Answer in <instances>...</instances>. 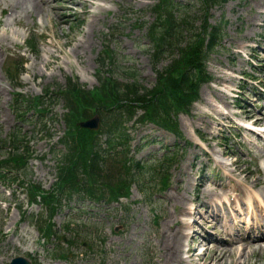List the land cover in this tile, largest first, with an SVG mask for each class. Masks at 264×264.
<instances>
[{"label": "rangeland", "instance_id": "rangeland-1", "mask_svg": "<svg viewBox=\"0 0 264 264\" xmlns=\"http://www.w3.org/2000/svg\"><path fill=\"white\" fill-rule=\"evenodd\" d=\"M49 1L46 15V10L36 8L15 11L16 0H0V138L13 130L25 137L24 144L32 152L27 176L43 188L51 187L57 178L56 156L66 128V108L64 98L55 92L65 87L68 77L92 88L109 71L121 84L135 76L138 84L150 88L156 71L177 55L176 50L157 59L152 55L147 28L155 18L153 5L158 0ZM174 1L177 13L186 11L194 18L197 31L202 21L199 0ZM14 12L19 22L12 20ZM208 16L209 23L222 24L223 35L206 59L211 80L201 83L190 112L176 116L183 137L177 141L152 123L126 122L136 158H158L165 150L162 144L177 141L179 159L171 168L170 187L156 195L159 198L152 204L139 201L143 194L133 183L130 197L120 203L92 207L86 200L80 206L64 207L52 217L57 236L47 239L40 236L34 221L47 217L46 205L41 201L28 205L25 189L14 184L7 207L0 206V264L17 254L30 255L22 248L26 246L34 249L36 264H179L169 260V251L182 254L194 227L201 231L191 224V237L185 234L184 223L190 220L185 213L192 201L194 209H206L207 197L229 191L228 177L235 187L258 190L264 186V125L252 126L253 130L240 125L248 114L264 116V99L253 94L254 89L261 91L259 82L264 87V0H227L212 6ZM105 49L112 58L102 66L99 59L107 58ZM21 61L24 65L18 74L14 62ZM47 88L54 92L48 94ZM229 88L239 91L229 92ZM14 92L28 100L42 95L44 109L27 108L20 100L15 103ZM254 180L259 184L253 185ZM77 199L73 195L72 204ZM193 214L191 219H199ZM55 247L64 256L56 255ZM257 247L245 248L249 264H264V250Z\"/></svg>", "mask_w": 264, "mask_h": 264}, {"label": "trees", "instance_id": "trees-1", "mask_svg": "<svg viewBox=\"0 0 264 264\" xmlns=\"http://www.w3.org/2000/svg\"><path fill=\"white\" fill-rule=\"evenodd\" d=\"M224 1L200 0L202 21L197 31L192 25L194 18L186 11L177 13L173 0H158L153 5L155 18L147 28L152 54L157 58L166 51L176 50L177 55L156 71L152 87L138 84L135 76L131 82L123 84L111 75L99 76V84L91 89L68 80L64 93L69 129L63 139L66 151L58 163L57 191H63L64 184L69 183L68 192H82L94 199H116L128 195L130 184L137 181L140 189L146 192L140 176L147 173L152 178L154 170L128 156L130 135L123 123L140 109L138 122L151 121L181 136L176 116L179 112H189L192 102L198 98L200 84L210 79L205 69L206 59L221 38V23L212 25L208 22L209 9ZM104 59H101L102 65L110 62ZM93 109L102 114V128L96 131L80 128L76 122L90 115ZM101 135H105L106 147L100 143ZM118 145L121 148L116 150ZM3 162L0 161V166ZM6 163L24 164L17 151L11 153ZM167 185V175H161V187ZM31 188L33 196L39 194L49 203L50 212L55 210L59 201L57 193H45L35 185ZM148 194L149 191L145 196L150 200ZM50 226L49 222L41 228L49 234Z\"/></svg>", "mask_w": 264, "mask_h": 264}, {"label": "bare ground", "instance_id": "bare-ground-1", "mask_svg": "<svg viewBox=\"0 0 264 264\" xmlns=\"http://www.w3.org/2000/svg\"><path fill=\"white\" fill-rule=\"evenodd\" d=\"M15 1V0H14ZM93 2L92 0H89ZM21 7L22 9L26 10L27 12H30L32 9L36 8L39 9V11L46 10V15H48L49 8L51 7V1L49 0H16L14 10L17 11V8ZM17 12H14V17H12V20L14 22H19L20 18L16 14ZM94 20H90L92 23ZM9 38V37H8ZM6 37V39H8ZM2 41H0L1 44ZM224 79H228L227 76H224ZM218 111V110H217ZM219 112V111H218ZM222 113V112H221ZM248 116H251L250 114ZM252 123H261L264 124V116L260 117L257 116L254 119H252ZM259 182H256L254 180L253 185H257ZM253 187V186H252ZM235 190V194L229 195V194H223L225 195L224 198L227 201H222L220 197L222 195H219L213 201L210 202V205L208 206V209L213 213H215L216 216H219L220 220L222 221V225L224 227L230 226L232 228V231L230 234H236L237 231L233 227L235 221L238 218V214L241 215V218L246 215V213H250L251 216L254 214L253 217V223H260V219L258 215L263 214L264 216V186L262 188H259L257 191H253L248 187V191H245L243 188L233 187ZM216 193V192H215ZM245 196L248 200H245L242 203V197ZM246 204H248V209L246 208ZM212 208V209H210ZM263 212L261 213L260 212ZM205 212L209 213L207 210H204L197 213H200V216H205ZM255 212H258L255 214ZM250 216V217H251ZM246 222H249V216L245 219ZM227 234V232H226ZM242 239V238H240ZM222 240V241H221ZM224 242V245H213L210 247V252L208 253V256L202 258V261L199 264H224V261L226 258H231L230 262L231 264H249V261L247 259L249 258L250 253L245 250V247L242 248L239 253L236 255L235 250L233 247V244L228 241L227 238L220 239L218 243ZM240 242V241H239ZM247 247H251L253 250L255 248H259L257 246H260V249H264V233H261L259 235H256V237L250 239V242L248 244H245ZM27 249V248H25ZM30 251H33L32 249H29ZM204 252L201 251L200 254L202 255ZM169 260L176 262L177 260H181L178 253L174 250H170L168 253ZM199 260L201 258L199 257ZM180 264H185L180 262Z\"/></svg>", "mask_w": 264, "mask_h": 264}, {"label": "water", "instance_id": "water-1", "mask_svg": "<svg viewBox=\"0 0 264 264\" xmlns=\"http://www.w3.org/2000/svg\"><path fill=\"white\" fill-rule=\"evenodd\" d=\"M98 122H99V116L95 115L85 121L80 122V125L91 128H97ZM10 264H30V262L24 257L17 256L11 260Z\"/></svg>", "mask_w": 264, "mask_h": 264}]
</instances>
